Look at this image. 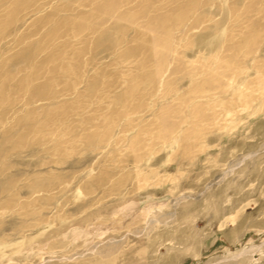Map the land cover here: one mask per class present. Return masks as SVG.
Here are the masks:
<instances>
[{
    "label": "rangeland",
    "instance_id": "obj_1",
    "mask_svg": "<svg viewBox=\"0 0 264 264\" xmlns=\"http://www.w3.org/2000/svg\"><path fill=\"white\" fill-rule=\"evenodd\" d=\"M16 1L0 264H264V0Z\"/></svg>",
    "mask_w": 264,
    "mask_h": 264
},
{
    "label": "bare ground",
    "instance_id": "obj_2",
    "mask_svg": "<svg viewBox=\"0 0 264 264\" xmlns=\"http://www.w3.org/2000/svg\"><path fill=\"white\" fill-rule=\"evenodd\" d=\"M13 1V0H12ZM18 1V0H17ZM17 1H16V3H17ZM19 1H21V0H19ZM28 2V1H27ZM15 3V2H14ZM19 3V2H18ZM17 3V4H18ZM29 3V2H28ZM114 3V2H113ZM27 4V3H26ZM30 4V3H29ZM13 5V4H12ZM27 6V5H26ZM100 6V5H99ZM104 6V5H103ZM13 7V6H12ZM115 7V6H114ZM120 7H122V6H120ZM16 8H17V6H16ZM92 8V7H91ZM118 8H119V6H118ZM117 8V9H118ZM14 9V8H13ZM19 9V8H18ZM105 9H106V7H105ZM111 9V8H110ZM112 10V9H111ZM119 10V9H118ZM104 11V10H103ZM108 12L110 11L109 10V8H108V10H107ZM106 10H105V13H108ZM124 11V10H123ZM11 12H13V11H11ZM95 12V11H94ZM99 12H100V10H99ZM112 12V11H111ZM98 15V14H97ZM83 21V20H82ZM108 21V20H107ZM158 21V20H157ZM181 21H183V20H181ZM80 25V24H79ZM79 25H78V27H79ZM84 27V26H83ZM56 32V31H55ZM53 33V32H52ZM88 33V32H87ZM80 37V36H79ZM88 38V37H87ZM157 38V37H156ZM2 40V39H1ZM155 40V39H154ZM153 43H155V42H153ZM43 47V46H42ZM43 50V49H42ZM52 50V49H51ZM45 51V50H44ZM47 51H49V50H47ZM51 53V52H50ZM51 60V59H50ZM52 61V60H51ZM3 90V89H2ZM248 105V104H247ZM198 106V105H197ZM202 115V114H201ZM216 121V120H215Z\"/></svg>",
    "mask_w": 264,
    "mask_h": 264
}]
</instances>
